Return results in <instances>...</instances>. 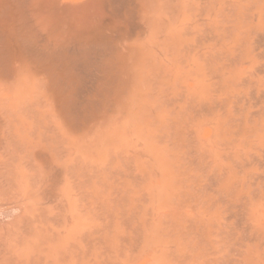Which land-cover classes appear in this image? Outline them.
<instances>
[{
    "label": "bare ground",
    "instance_id": "6f19581e",
    "mask_svg": "<svg viewBox=\"0 0 264 264\" xmlns=\"http://www.w3.org/2000/svg\"><path fill=\"white\" fill-rule=\"evenodd\" d=\"M148 258L264 264V0H0V264Z\"/></svg>",
    "mask_w": 264,
    "mask_h": 264
},
{
    "label": "rangeland",
    "instance_id": "374dc122",
    "mask_svg": "<svg viewBox=\"0 0 264 264\" xmlns=\"http://www.w3.org/2000/svg\"><path fill=\"white\" fill-rule=\"evenodd\" d=\"M151 185H152V186H151ZM151 185H149V186H151L152 188H156V187L158 188V186H157V185L155 186V184H151ZM154 186H155V187H154ZM151 187H149V188H151ZM150 202L152 203L151 200L149 201V203H150ZM149 203L146 205L147 207H150V206H148ZM151 205H153V203H152ZM147 207L145 208V210L141 209V210H143L144 213L140 210L139 212H142V213H137V216H138V214H144V215L149 216L148 210H149V209H152L153 206H151L149 209H148ZM146 209H147V210H146ZM153 213H154V214L150 216V218L153 217V219H151V220L153 221L152 223H153L154 225H155V223H156L157 221H158V223H159V224H158V223L156 224V225H157V228H156V229L159 228L158 225H159V226L161 225V228H159V229L164 228V224H166V223H165L164 221H162L161 224H160V222H159V220L161 221V219H160V215H161L160 212H156V211H155V212H153ZM144 215H141L142 217L140 216V218H143V219L145 220V218H147V216H145V218H144ZM138 217H139V216H138ZM138 217H137V219H135V221H134V227H135V226L137 227V225H139V226H138V227H139V231L142 229L141 231H143V232H145V233H147V234L149 235V230L151 229V227H152V229H153V224L151 223V220H149V217H148V218L145 220V221H146V223H145V221H144L143 219H141V220H142V221H141L140 218H138ZM161 218H162V220H164L162 215H161ZM138 219H139V220H138ZM137 220H138V221H137ZM139 222H140V224H137V223H139ZM154 222H155V223H154ZM135 223H136V224H135ZM142 223H144V225H143ZM141 224L143 225V227L140 226ZM146 224H147V226H148V227H147V230H146V228L143 230V228L145 227ZM162 224H163V226H162ZM151 225H152V226H151ZM115 226L119 227V229H120V225H115ZM115 226H113V231H112V232H115V231H114ZM166 226H169V225L166 224ZM166 226H165V228H166ZM134 227H133V229H134ZM140 228H141V229H140ZM148 228H149V229H148ZM165 228H164V229H165ZM119 229H118V228H117V229L115 228L116 232L119 233V231H120ZM154 229H155V226H154ZM180 229H181V228H180ZM118 230H119V231H118ZM136 230H138V228H137ZM146 231H147V232H146ZM116 232H115L114 234H115V235H118V233L116 234ZM147 239H149V237H147ZM148 242H149V240H148ZM147 244H149V243H147ZM124 252H126V251H124ZM128 254H129L128 252L125 253V255H124V257H123L125 261H126V258H127V262L130 261V259L133 260V259H135V257H137V255H133L132 253H131L132 255H131V254L128 255ZM134 256H135V257H134ZM131 257H132V258H131ZM129 258H130V259H129ZM128 259H129V260H128ZM124 260H121V261H120V264H121V263H122V264L127 263V262H125ZM155 260H156V259H154V261H155ZM123 261H124V262H123ZM151 261H152V263L154 264V262H153V258H150V259L148 258V261L146 262V264H150ZM152 263H151V264H152Z\"/></svg>",
    "mask_w": 264,
    "mask_h": 264
}]
</instances>
